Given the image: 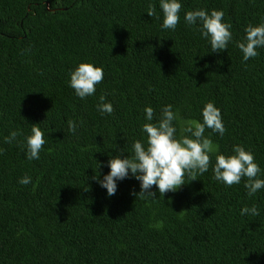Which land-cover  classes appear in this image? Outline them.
<instances>
[{"label":"trees","instance_id":"1","mask_svg":"<svg viewBox=\"0 0 264 264\" xmlns=\"http://www.w3.org/2000/svg\"><path fill=\"white\" fill-rule=\"evenodd\" d=\"M175 30L161 27L159 0H0V264H264V190L247 195L209 170L176 192L144 197L133 178L109 197L92 177L109 171L111 155L131 154L144 109L171 104L181 120H202L211 101L232 154L250 150L264 170V48L243 61L237 47L249 24L264 23V0H182ZM155 5L156 15L147 11ZM223 10L228 49L210 52L184 12ZM81 62L103 68L94 95L69 87ZM114 111H97L100 97ZM77 124L70 131L69 122ZM177 137L180 122L177 121ZM44 133L40 159L28 161L10 131ZM25 175L32 178L21 185ZM256 204L258 216L241 215Z\"/></svg>","mask_w":264,"mask_h":264},{"label":"clouds","instance_id":"2","mask_svg":"<svg viewBox=\"0 0 264 264\" xmlns=\"http://www.w3.org/2000/svg\"><path fill=\"white\" fill-rule=\"evenodd\" d=\"M159 7L163 13L161 27L164 30H175L180 22L182 0H159ZM149 16L156 15L155 5L147 11ZM223 10L195 9L184 12V22L200 32V35L210 44V52H219L228 49L233 40L231 24L224 21ZM242 52L243 61L259 55L258 49L264 48V23L249 24L245 28L243 39L237 43ZM69 87L80 99L92 96L96 92V85L104 79L103 68L93 62H81L69 74ZM97 111L101 114L111 115L114 111L110 101L105 96L100 97ZM202 120H181L173 105L168 104L161 109L156 123H152L154 109L146 106L144 109L145 122L142 133L145 140H136L132 143L131 154L126 156L111 155L107 161L109 171L103 175L92 177L106 194L115 195L118 181L133 178L139 182L140 191L134 193L144 197H156L153 191L160 195L167 192H176L189 181L196 180L209 170L211 156L215 154V163L212 165L213 179L228 187L239 184L244 179V187L249 197H254L264 190V170L256 162L254 154L242 145L235 144L232 154L220 153L219 145L214 143L210 136L205 135V129H211L221 137L226 129L222 120L221 111L209 101L201 110ZM180 122V135L177 137L176 123ZM77 124L69 122V129L75 132ZM21 133L10 131L4 137V143H18L23 149L28 161L40 159V152L45 144L44 133L41 128L33 124L31 133L18 141ZM3 149L0 148V153ZM32 178L28 175L18 181L21 185H29ZM259 208L256 204L241 209V215L258 216Z\"/></svg>","mask_w":264,"mask_h":264}]
</instances>
